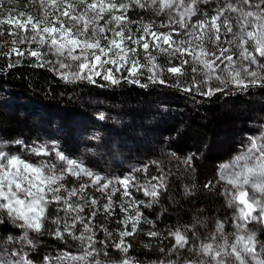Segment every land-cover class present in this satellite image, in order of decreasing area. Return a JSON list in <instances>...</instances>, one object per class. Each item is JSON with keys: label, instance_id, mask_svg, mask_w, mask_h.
<instances>
[{"label": "snow or ice", "instance_id": "obj_1", "mask_svg": "<svg viewBox=\"0 0 264 264\" xmlns=\"http://www.w3.org/2000/svg\"><path fill=\"white\" fill-rule=\"evenodd\" d=\"M30 3V11H17L0 0V76L25 66L70 85H159L193 99L264 91V0ZM97 118L113 119L104 112ZM90 139L100 141V133ZM245 141L218 165L215 182L183 185L185 197L216 195L219 185L231 216L215 218L211 229L197 217L161 229L167 209L156 220L144 212L160 204L175 175L163 162L151 161L156 175L148 164L117 175L66 155L58 141L0 139V264H143L131 254L141 235L149 238L143 248L160 253L147 264H264V123ZM168 159L181 175L196 172L195 153L171 152ZM45 237L63 248L37 261L32 257Z\"/></svg>", "mask_w": 264, "mask_h": 264}, {"label": "trees", "instance_id": "obj_2", "mask_svg": "<svg viewBox=\"0 0 264 264\" xmlns=\"http://www.w3.org/2000/svg\"><path fill=\"white\" fill-rule=\"evenodd\" d=\"M5 4L9 8H16L17 11H30L32 8L30 0H5ZM137 11L142 14V10ZM128 15L133 19L138 18L132 11ZM133 30L135 31V27ZM172 82L169 80V83ZM15 93L25 94L26 98L30 99V104L34 99L31 108L21 107L20 101L15 98ZM150 96L154 98L150 99L151 102H147ZM3 99H7L11 106L19 105L21 109H18V106L13 110L0 107V139L8 141L23 139L25 143L43 141L36 131L47 129V135L69 139L67 148L70 154L68 155L77 157L78 146L94 133H100L101 139L104 137L100 147H108L113 153L116 148L118 160L112 161L111 165L105 166L104 169L96 161L90 162L89 167L96 171L119 175L133 166L148 164L149 172L156 175L158 169L151 165V161L163 162L164 171L171 169L175 175L169 177V190L161 196V207L156 205L157 207L154 206L144 212L149 219L156 220L161 208H168L157 224L161 229L165 225L175 228L177 224H190L193 217L202 218L205 215L209 218L207 223L208 228L211 229L214 219L221 217L222 213H227L225 217H230L229 212L218 211L214 207L224 200V197L219 196V185L216 189L218 194L213 195L215 198H211L210 193L203 191L185 197L183 185L195 183L199 189L204 183L210 180L215 182L218 179L221 157L205 156L209 147L204 145L209 144L211 138L219 139V136L224 135L226 141L229 139L231 141L240 131L242 132L244 125L250 123L256 126L253 122L257 119L259 125L264 123V106H254L255 99H261L264 103V91L260 89H250L247 93L233 91L229 96L218 94L211 98L196 95L193 99L187 93L159 85L148 88L124 82L120 86L111 88H100L84 82L70 85L46 69L25 66L8 70L0 76V101ZM100 99L106 101V105L99 106L94 102ZM154 99H158L160 103L154 102ZM36 107L41 108V112L49 116H44L42 118L44 121L39 124L33 122V116L39 114ZM244 107L246 116L242 118L245 124L235 118L238 113L243 112L240 109ZM100 112L106 113L113 119L99 120L97 114ZM205 115L220 116L218 119L220 124H217L216 120L209 121ZM53 119L58 121L54 122ZM131 122L134 123L133 128L129 127ZM204 125L209 128L205 130L210 133L205 137L202 130ZM216 144L218 149L228 146V144L224 146L222 140H218ZM192 149H195L197 154L196 172L191 176L181 175L182 170L175 169L177 162H169L168 153L174 152L179 157H185L184 155L192 153ZM81 150L82 152L79 153L85 154V149L81 148ZM202 150L205 152L202 153ZM134 195L138 199H147L140 193ZM169 197L178 199L175 206H171ZM97 220L102 222L103 216H98ZM108 227L111 229L116 225L109 223ZM8 231L11 233L10 228ZM148 239L141 235L134 243L135 251L131 253L143 261V264L160 256L155 247L151 251L143 248V243H147ZM168 243L169 241H165V245ZM62 248L63 244L45 237L42 238L38 255L32 258L38 261L46 253L54 256Z\"/></svg>", "mask_w": 264, "mask_h": 264}, {"label": "rangeland", "instance_id": "obj_3", "mask_svg": "<svg viewBox=\"0 0 264 264\" xmlns=\"http://www.w3.org/2000/svg\"><path fill=\"white\" fill-rule=\"evenodd\" d=\"M15 94H16L15 95V98H17L20 101L19 102V105H22L21 107L24 106V107L31 108L32 102L35 101L34 99L31 100V104H30V99L26 98V95L25 94H22V93H15ZM152 98H154V97L153 96L148 97V101L147 102H151L150 99H152ZM7 99H3V100L0 101V107H2V108L3 107H7V109L9 108V109L13 110V109H17L15 106H18L19 107L18 109H21L19 105L11 106L10 105L11 103H9ZM153 101L154 102H157V103H160V101L158 99H154ZM94 102L96 104H98L99 106L106 105V101H102V99H100L99 101H94ZM148 105H150V104H148ZM254 106L255 107H262V106H264V103H263V101H261V99H258V100L255 99V105ZM36 108H37L39 114H35L36 116L35 115L33 116L34 117L33 122L35 124H39V122L42 123L44 121V120H42V118L44 116H46V117H49V116H48V114H46V115L43 114V112H41V110H40L41 108H39V107H36ZM240 110H243V112H241V114L238 113L237 116H235V118H236V120L242 121L245 124V121H243L244 118H242L243 116H246L245 107L243 109H240ZM205 116L208 118L209 121L216 120V123L217 124H220L219 121H218V119H219L220 116H218V115L217 116L216 115H213V116L205 115ZM51 117L57 118V117L52 116V115H51ZM53 120H54V122H57L58 121V119H53ZM158 120H160V118ZM253 125H256V126H252L250 123H248L247 125H244L243 126V129H242V132L240 131L238 133V135L235 136L231 141H230V139L228 141H226V139L223 137L224 135L223 136L222 135L219 136L218 137L219 139H217L215 137L211 138L210 139L211 140L210 143L204 145V147L208 145L209 151L205 152V150H202L203 151L202 153L205 152L206 153L205 156H209V157L212 156V155H216L217 157H221L220 159H222V163L230 160V158L233 156V154H235V153L238 152L239 147L241 145H243L244 143H246V141H245L246 134H254L255 131H257L259 129L258 119H257V121H254L253 122ZM237 126L238 127L240 126V122L237 124ZM118 127L121 128L120 126H118ZM129 127H132L133 128L134 127V123L131 122L130 125H129ZM205 128L206 129H209V128L205 127V125L202 127V130L204 131V137L206 135H209L210 134L207 130H205ZM36 132H37V134L40 137H42L43 140L58 141L60 143V145H61V150L64 151L66 155L70 154L69 148H67V147H69V144H68L70 142L69 139L62 138V137L57 136V135H47L46 134V133H48V130L47 129H43V130L36 131ZM90 137H88L87 139H85V141L80 146H78V150L76 152V156L77 157H83L85 163L88 166H89L90 162L96 161L97 163H99V165L103 169H104L105 166L106 167H109L111 165L112 161H114V160L117 161L118 160L117 159L118 158L117 157L118 155H117L116 148L114 149V152L115 153H113V152H111V150L108 147H100V145L104 142L103 141L104 140V137H102V139L100 141H96V140L90 139ZM218 140H222L223 145L226 146L228 144V146L227 147H224L222 149H218L217 144H216ZM13 147L15 148V146H13ZM81 148H84L85 149V154L79 153L80 151L82 152ZM192 153H195V149L194 150L192 149ZM69 156H71V155H69ZM184 156L186 157L187 155H184ZM121 158H122V156H121ZM219 191H220V189H219ZM210 197L211 198H215V197H213L212 194L210 195ZM170 201H171V206H175L177 204V202H178V199L173 198ZM222 202L223 203H219V204L215 205L214 207L218 211L229 212L230 213V216H231V210L230 209H227L224 200H222ZM157 206L158 207L159 206L161 207V201H160V204L157 205ZM157 206L155 205V207H157ZM167 210H168V208H167ZM225 216H227V213L226 214L222 213V216L219 217V218L221 220H223L224 218H226ZM202 218L203 219H206V221H208V219H209L206 215L204 217H202ZM226 230L227 231H232L233 230L232 227H231V221L229 222V226H227Z\"/></svg>", "mask_w": 264, "mask_h": 264}]
</instances>
